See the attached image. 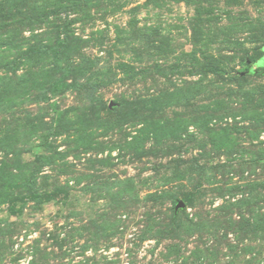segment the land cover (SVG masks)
Returning <instances> with one entry per match:
<instances>
[{
    "label": "rangeland",
    "instance_id": "374dc122",
    "mask_svg": "<svg viewBox=\"0 0 264 264\" xmlns=\"http://www.w3.org/2000/svg\"><path fill=\"white\" fill-rule=\"evenodd\" d=\"M0 264H264V0H0Z\"/></svg>",
    "mask_w": 264,
    "mask_h": 264
},
{
    "label": "trees",
    "instance_id": "16d2710c",
    "mask_svg": "<svg viewBox=\"0 0 264 264\" xmlns=\"http://www.w3.org/2000/svg\"><path fill=\"white\" fill-rule=\"evenodd\" d=\"M262 51V50H261ZM262 54H263V52H262Z\"/></svg>",
    "mask_w": 264,
    "mask_h": 264
}]
</instances>
